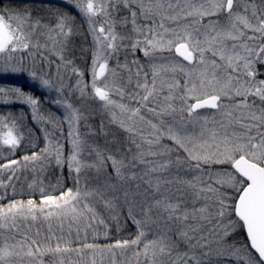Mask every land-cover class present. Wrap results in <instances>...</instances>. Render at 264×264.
Returning <instances> with one entry per match:
<instances>
[{
  "label": "snow or ice",
  "instance_id": "obj_1",
  "mask_svg": "<svg viewBox=\"0 0 264 264\" xmlns=\"http://www.w3.org/2000/svg\"><path fill=\"white\" fill-rule=\"evenodd\" d=\"M40 3L0 0V264H264V0Z\"/></svg>",
  "mask_w": 264,
  "mask_h": 264
},
{
  "label": "rangeland",
  "instance_id": "obj_2",
  "mask_svg": "<svg viewBox=\"0 0 264 264\" xmlns=\"http://www.w3.org/2000/svg\"><path fill=\"white\" fill-rule=\"evenodd\" d=\"M24 6L25 5L22 4V5H19L18 7H24ZM28 7L32 8L34 10V12H36V11H39V12L46 11V8L44 6L41 7V6L32 5V6H28ZM77 36H80V35H77ZM83 42H84V40L81 42V44ZM137 55H142V54L138 53ZM121 60H123V53H121ZM76 63L78 65H80L81 67L84 66V60L80 58V52L78 53V56H77V59H76ZM74 80H75V78L73 77V83H74ZM16 83L23 85V88H24L25 91H27L28 88H29V84L26 83V78L19 79V80L16 81ZM202 111L207 112L209 110H202ZM101 115H102V113L96 112V114L93 117V122L94 123L98 122L100 120ZM112 127H115V126H112ZM117 131L119 132V134H120L121 137H124V136L127 135V133H124L121 130H118L117 129ZM27 171L31 173V175H30L31 182H32L33 179L37 178V175L39 173V169L37 170L36 173L32 172L31 170H27ZM41 177L43 178L44 175L42 174ZM28 226H30V228ZM37 230H39V232H40V237H37V238L38 239H42L43 236L45 234H47L48 231H49V224H48V222L38 221V222L33 223L31 220H29V221H27L25 223V222L21 221V227H20V231L21 232H28V234L30 236H35ZM52 230L54 232H56L57 234H59V228H58V225H57V223L55 221L52 222ZM67 231H68V226H67V224H65V226H64V233H65V235H67ZM117 259L118 260L125 261L126 264H135V258L133 257V255H132L131 252H128L124 257L118 256ZM104 264H109V260H108L107 255L104 258Z\"/></svg>",
  "mask_w": 264,
  "mask_h": 264
},
{
  "label": "trees",
  "instance_id": "obj_3",
  "mask_svg": "<svg viewBox=\"0 0 264 264\" xmlns=\"http://www.w3.org/2000/svg\"><path fill=\"white\" fill-rule=\"evenodd\" d=\"M83 35L80 36H76L74 37L75 43L77 45V51H76V56H78L79 53V45L81 44V42L84 40ZM25 143H27V140L25 141ZM29 152L31 151L30 149L28 150ZM24 153L23 152H18V156H22ZM39 174V178L40 179H44L45 184L47 185L49 182L51 183H55L56 179H57V175L53 174L51 171H48L47 173H38ZM42 174L44 175V177L42 178ZM18 175L20 176V180L17 182V198H20L21 193H23L24 198H27L28 195V188L27 185L28 183L31 182L30 179V175L31 173L28 171H22L20 173H18ZM46 177V178H45ZM69 186H71V181L68 182ZM9 195H11V192H9ZM36 199H39V193H36ZM128 209L125 208L124 209V213L125 215L127 214ZM133 211H137V209H133ZM113 223V228L112 231L110 232V236L109 239H129V238H133L135 233H136V226L132 224L131 220H128L127 224H124L123 219L121 220V228L119 231H117L115 229V224ZM91 238V237H90ZM101 242L105 243L107 241H105L103 239V237H101Z\"/></svg>",
  "mask_w": 264,
  "mask_h": 264
},
{
  "label": "flooded vegetation",
  "instance_id": "obj_4",
  "mask_svg": "<svg viewBox=\"0 0 264 264\" xmlns=\"http://www.w3.org/2000/svg\"><path fill=\"white\" fill-rule=\"evenodd\" d=\"M59 1L58 0H51V3L52 4H56L58 3ZM44 3L47 4L48 3V0H44ZM24 4L26 6H32V5H36V6H43L41 5L40 3V0H12V5L13 7H18L19 5H22Z\"/></svg>",
  "mask_w": 264,
  "mask_h": 264
}]
</instances>
